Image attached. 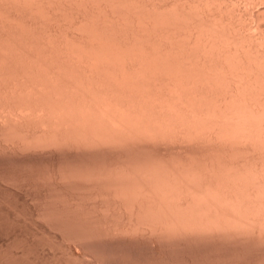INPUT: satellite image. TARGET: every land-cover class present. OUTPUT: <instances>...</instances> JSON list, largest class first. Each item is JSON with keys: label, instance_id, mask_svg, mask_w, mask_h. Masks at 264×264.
<instances>
[{"label": "bare ground", "instance_id": "1", "mask_svg": "<svg viewBox=\"0 0 264 264\" xmlns=\"http://www.w3.org/2000/svg\"><path fill=\"white\" fill-rule=\"evenodd\" d=\"M52 1L53 0H0V46L2 45L3 47L1 46V48L4 49L6 47V45L7 46L9 45L8 44L9 42H11L10 44L13 43V45H10V46H13V47H11L12 49H9V48H6V49L14 51L15 53H12V54L18 56L17 60L14 62L12 60L13 57L12 58L10 57L11 59L9 58V61H8V58H6V55L9 54L8 53L9 50L7 51L8 54H6L5 51L3 52L0 50V52H1L0 55L4 58V55L6 54L5 58L7 60V62H6V60L3 61L4 59L2 58V60H1V58H0V71H3V72L8 71V70H11L10 69L11 67H14L15 70L13 69L11 71H17V73H15V72H13V73H15L16 75L18 73L22 76L25 75L24 79L17 78V76L19 74L17 76L14 75V77L16 76L15 81L17 80V82L14 81L15 83L11 82V81H10L11 83H9L7 81L5 83V81H4L3 83L6 86H4V84L1 83L0 84V93L3 91L8 92V94H6L7 97L4 96L5 97L4 101L6 100V98L8 100L9 94H12L11 97L9 96L10 101H12L11 99L15 100V98H14L15 94H16V97H17V95H18V97H22L21 99H23L25 97L26 99H28V100L25 99L28 102V105L30 102L29 106H31V108H29V109H32L31 111H33V112L35 111L36 114H38V115H36L37 117L34 116L35 114H33L34 118L32 121L31 120L32 114H30V116L27 117L29 114L26 115V112L24 113L25 116L24 115L21 116V114L19 115V113H18V115H19L18 118H16L18 116L17 114H15V116H13L14 112H12V111L11 112L9 111L10 112L9 114L13 113L12 114L13 118L11 116H10L11 118L9 117L8 112L5 111L7 113V116H5L6 113L3 112L5 114L4 118L7 117L6 120L9 121L8 123H10L11 120L16 121V122H18L17 125L20 126L21 129L23 130L24 133L21 131L22 135L17 133L19 138H20V135H21V138H22L23 134H25V136L27 135L26 138H25V136H23L24 141H22L20 139L19 142L21 141L22 143L21 144L18 143V144L22 145V147L24 145L29 146L31 143L29 141H31L32 136L36 132L35 136L33 137L34 140H32V142H34L36 144L31 143V145H35V146H40V145L45 146L43 144L48 143V141L51 142V145L54 144V143H52L53 141H55L56 143L57 142L61 143L63 141V139L70 140L71 139L70 137H73L74 135L76 136V139H73V140H75V142L77 141L78 143L80 140L78 141L77 138L78 139L82 138V140H81V142H82L83 137H84L85 140L83 142L85 143V141H86L88 143V141L91 140L90 138L95 137V139L97 141H104V139H106L109 141V143L114 140L112 143L113 145H114V142H116V141H117V143H121V142L125 141L123 143H125L126 145L128 142L135 145L134 142L135 143L138 142V139H140L139 143H141L142 141H145V139L149 143L152 140L154 143L159 142V140L161 141V143H163L164 140H165L164 142H166L168 140L169 141L173 140L172 143L177 142V140H179V142H180V140H183V141L185 140V142H188L186 140H190L193 142L192 143L188 142V144L193 145V143H194V145L195 144L199 145V143H196V142H200V144L202 142H204V144H201V145H206L207 143H205V142H208L209 147H211V145H209V142H210V144H213V143L217 144L218 143V145L221 144V147L224 146L222 148L223 150L225 147H227L226 145H228L230 150L233 152L229 153L228 152L229 149L226 150V148H225V150L227 151V152L225 151V155L229 154L227 156H230V158L233 156V158H234V159L231 158L232 160L229 158L231 160L230 162H228L229 161L228 158H227L228 161H226L227 159H225V158L227 156L225 158H223L225 155H224L223 151H222L223 154L220 153V150H222L221 148L217 147V149H219V150H217L215 148L216 145L215 146L212 145L214 147V149L217 150L214 153L215 157L213 155V158L217 159V160H215L213 162H212V157H211L212 155L211 156L209 155L210 157H208L209 158L208 160H210V163H209V161H207V162L205 161V160H207V158L204 157L205 158L204 159L202 157V159H204L205 163H204V161L202 162L201 159H200L201 161H199L197 159L199 162H196L195 164L193 162L196 160L195 158H194V160L191 158L193 161L190 160L189 163H187L186 160H185V162H183L184 160L182 161L179 159V163L171 161L172 163L170 162V164L165 163V162L162 163L160 161V159L155 160V159L150 158L149 159L150 161L148 160L149 162L147 160H144V161L142 160L143 164L145 163L144 165H142L141 164L142 161H140L141 163L140 162L137 163L139 165H137L135 163L133 164L134 166L130 165L131 168L126 167V165H125V167H123L122 165H124V164L120 165L121 168H120V166L119 167L116 166L118 171H115V172L112 171V173H114V175H112L113 176L112 181H111V176H110L111 175V171H110L111 169L108 170L109 172L106 171L110 177L107 176V178L109 177L108 178L109 180H108L104 176L105 175V173H104L103 176L105 177L106 181H108V182L104 181V183L105 182H106L105 184L108 183L110 185V187H108V189H110V191L114 192L113 194L111 193L113 195L112 198L114 199L113 202L120 203V205H121V203L124 202L122 207H124V208L125 207H133L134 205H137L138 207L140 206L139 208L142 207L143 210L146 207L145 210L146 211L149 210V212L152 211V212H150L151 214L154 212L153 215H155L156 217L155 216L153 217L148 211L145 212V210L143 211L141 209H140V212H137V210H136L137 215L139 213H141V217H143L146 213L145 218L148 219V216L150 214L151 215L150 220L152 221V219H153L154 224H157L159 222L161 224V226L165 223V222L163 223V221H165L163 218H165V219L168 218L169 220H166V224H164L165 226L164 225L163 226L165 228L168 226L170 228L169 231H168V228L166 230L163 226H162V228H164L165 230L162 229L161 227H160L161 229H158L157 227H159V226H157V225L153 226L152 225L153 223L151 221L147 220L148 222H146L145 219H144L145 220L144 221L141 218L145 223L150 222L149 223L150 225L146 224V226L148 228H150L149 231L151 230V228L154 227V229L156 230V233L158 234V231L161 230L160 235H161V233H165V232H166V234H167V232L169 234H171V232H173V230L177 231V233L173 232L172 234L177 235L180 230L182 231V229L183 230L188 229L187 230L188 234H186L187 233L186 230H185L186 233L184 231H183V233L189 236V231H191V232H193L192 234H194V236L196 235V237H197L198 235L199 236L207 235V234H209L208 232L213 234L212 232L215 228L216 229L220 228V230L217 229L215 231L219 230L218 234H220L222 232V230L224 229L225 232H222L221 235L225 234L224 236H226V234H228V235H230L229 233L235 234V232H238V234L239 233L248 234L249 232L246 231V230H248V227L251 228L250 229L251 234L254 233V229H255V228L253 229L252 227L256 226V229H258L257 232L264 229V220H263L264 219L263 218L264 217L263 216L264 215V154H263L264 153V30L260 29V32L257 34H254V35H250V34L248 35L247 34L248 38L244 35L245 38H247L248 40H246V42L244 41V44L246 43L245 48H244L243 44L240 47H242L245 50L248 49L247 52L249 54L247 53L248 55H245L244 53L242 54V51H240V50L238 51L239 48H235V46H234L237 43H235V41L233 39H236V36L238 37L240 34L239 30L241 31V29H240L241 27L240 28L238 27L239 25H237V23H238L237 21H236L237 23H234L235 22L234 21L233 24H231V26L233 25L232 29H234L232 31L237 32V35L234 34L235 32L230 33L231 31L227 33L225 30H222V28L219 31L218 25H216L217 27L215 26V29L216 28L217 29L215 30L213 28L214 30L212 29V31H217L215 33H218V34L220 33V35L213 33L215 35H218L219 39H217L216 37L212 38L211 37L212 35H210V36L208 35L211 28H212L211 22L209 24V21L210 20L212 21V19H210L211 15L209 16V12H207L208 14L206 13L209 17L206 14L205 15H206L207 19L209 18L210 20L208 22L206 20H203V22L204 21L207 22L206 25L209 26L210 30L208 28L200 27L199 25H196V24H198L197 21H194V22H197L195 24H193V22H192V23H189V25H188V23H187L186 24L187 26L184 25L187 27V28L185 27L186 30H184L185 28H183L181 30V29L176 28L175 25H174L175 27L174 26L172 27L171 24H173V20H174V19L171 20L170 17H172V16L169 17L170 19L163 18L164 16L163 17L161 16L162 15L161 11L164 9L163 7H164V4H166V1H169V3L171 1V0H163L162 1L163 6L161 5L163 9L160 10V12H159V7H157L158 8L157 9L155 7L156 5L151 4V6L154 5V7L152 6V8H149V9L153 10V13H155V15L152 14L150 10L149 11H147L148 9L145 10L149 6H147L145 9L142 8L144 6H142L141 8L144 10V12L145 11L148 12V14H147L148 17H149V14H152L150 16H156L157 18L160 16V18H161L160 20H162V18H163L164 21H167V19H168V21L170 20V22L172 21V23H169V22L167 23V25L169 24L171 26L165 25L166 27L163 28L164 30L161 28H160L161 30L159 28H158L159 30H157L156 28H154L156 26V25L155 26L153 25L154 23L153 24L149 23V21L152 20L154 17L153 18L151 17L152 19L149 17L150 19H147L149 21H147L146 19L144 21V23L148 22L147 27H145L146 26L145 24L143 26L144 28L142 27L143 29L148 28L147 31H145L146 30L145 29L144 30L145 32L140 33L141 31H143V29L140 27L143 23L140 20L143 21L144 18L142 19L141 14H140V19L137 18L138 16L136 14H134V12L132 10L133 15H131L132 17H130V22H132L133 18H134V20L137 19V21H139V22H137L135 20L136 25L138 23L141 24L140 26H138L139 24L137 26H138V28H141L142 30L138 29L139 30L138 31L135 27H133L135 30H132L133 28H131V31H135V32H131L130 30L129 31L131 33H133L134 35L138 32L139 35L137 36V34H136L135 36H137V37H135L133 34H132L133 36L131 34H129V36H128V32L123 33V31H121L120 33H117V32H119V30H122V29H119V28L116 29V25H113V24H115L114 22H115V20H117L118 15L122 16L121 14H118V13H122L124 10H121L122 12H119V10H117L118 13H116L117 11L114 12V10L118 9V7H120L121 3H123V6L121 5L122 8L125 6L124 4L128 5V6L126 5L127 8H129L130 5H131V7L133 6V8H134V5H135L134 0H112L111 2H114V4L112 3V5L109 3L110 0L109 1L108 0H92V2L93 1L96 2L95 6L97 5L96 6L97 9L98 8L101 9L100 10L101 14L104 12L105 13L104 15H107V18H108V14L110 13V11H108V10H112L111 9L112 7H107V6H109L108 4H110L111 6H114L116 2L117 3L119 2L118 3L119 6L116 7L115 9L113 7L114 10H112L113 11L112 14L110 13V15H112V16H114L113 13H115L117 17L114 16V18H116V19H114L111 16L109 17V18H112L114 20L113 23H110V25L112 24V26H115L114 27L115 31H113L114 37L112 36L113 34H111L110 37H112V38H111V40H108V39H110V37L106 34H109V33H107V31H106V33L101 34L102 30L101 31L99 30V29H103L102 32H104V30H106L107 28H111L110 26H108V27L104 26V28L107 27L104 29L103 27L99 28V26L97 25L99 29H97L98 30L97 32L96 31L94 32L97 34V37L95 35V38L91 37L89 35L92 39L91 38L88 39L89 36L87 37V35L89 34V32L88 33L86 32L87 34L84 35L85 30H82V32H84V33H80V34H73L72 31H71L72 33L69 31V33H71V36L69 35L71 38L68 39L69 38L68 37L67 38L68 40L63 41V40H60V39H62L61 37L57 38V35H58V34H56L57 29L55 31L51 32L52 29L54 30L55 26L53 25V28H52L49 26V23H48V26L50 27V29L51 28L52 29L50 31V29L48 27L49 30L47 29L48 30L47 32H48L49 36L51 34L54 36V38H55L54 40L56 41L54 43H56V45L58 47L60 46L57 49L56 46H55V48L53 46H51L52 44H50V46L45 45L46 42H44V43L41 42V38H39L38 40H40V41H38L36 39V37H34V34H33V33H35L36 36L40 34V33L37 34L38 30L41 27L38 25L40 21H41L40 23L44 25V23L47 24L48 21L53 19V17L48 15V16H46L47 17L46 19H48L49 17H51L52 19L49 18L48 21H46V19L44 17L45 13H43L44 19H43V17H41V15H42L41 13L43 12V11L41 12L42 9L41 10L39 9V11H38L36 8L40 7V6H41L40 8H43L42 6H46V8H48L49 5H52L55 2H58V0L55 2L53 1L54 3ZM71 1L70 0H59V5L61 4V5L65 6V4L67 3L66 5L69 6L68 2L70 3ZM75 1H76V3L80 2L82 4L81 6L88 4V0H87V2L85 0H75ZM106 1H108V3ZM175 1H177V0H175ZM182 1H180V5H182L183 2L185 1L186 4H188L187 8H189L191 10L190 11L188 9V11L193 12L191 14H193V15L195 14L197 16H198V14L200 16L202 14V12L198 11L195 8V4L200 3V5H201V3L204 4L205 2L208 4V2H209V6L215 7L214 2H211L212 0L211 1L208 0V2H207V0H184L183 2ZM143 2H144V0H143ZM178 2L179 1H177V3ZM63 3H65V4H63ZM91 3L89 4L90 7H87V6L81 7V8H83L82 10H85V13L87 11V13L89 14V11L91 10V8L93 9V7H91V5H93V3L92 4ZM148 3L150 4L149 1H148ZM148 3L146 2V4H148ZM206 3H205V5H206ZM172 4H173L172 2L170 4L167 3L165 5V8L168 5H169L168 7H171ZM176 4L174 2V6H172V8H171L172 10H173V8H175ZM59 5H57V6H59ZM71 5H72V2H71ZM197 5H196V7H197ZM67 6H65V7H67ZM75 6H74V8H75ZM139 6H141V5H139ZM53 7H54V5H53ZM53 7L52 6H51V8L49 7L51 10V13L54 12ZM168 7L166 8L167 10L165 12H168L169 10H171ZM178 7H180V6H178ZM49 8L47 10H49ZM59 8H61V6ZM71 8L69 6V9H71ZM81 8H80V10L75 9L74 11L77 10L80 12ZM107 8H109V9L107 10ZM122 8H120V9H122ZM176 8H175V10H177L179 12H175L173 10L175 13H178L175 15H179V13L181 14L184 12V11H182V9H184V8H181V10H179V8L178 9H176ZM187 8H185V9H187ZM44 9H45V7H44ZM97 9H96V11H98ZM130 9H127V10H130ZM137 9H138V7L136 9H134V11H136ZM142 9H141V11H142ZM35 10H36L37 15L34 13ZM50 10H49V12H50ZM37 11L39 12L40 15H38ZM93 11L95 12V10H92V12ZM100 11H98L99 14H100ZM138 11H139V9H138ZM45 12H46V9H45ZM79 12H78V14H79ZM106 12H109V13L107 14ZM130 12L128 11V13H129L128 17L130 16V14H132V12L131 13ZM200 12H201V14H200ZM210 12L212 13V10ZM47 13L48 12H46L45 15H47ZM125 13H126V11H125ZM171 13H173V12H171ZM72 14H73V12H72ZM83 14H84V12H83ZM83 14H81V16H82L81 18H83L82 20H84L85 17H87L86 14H84V15ZM142 14H143V11H142ZM164 14L165 13H163V15ZM183 14L188 15V12L183 13ZM102 15H100V16H102ZM168 15H170V14H168ZM14 16H16V17H14ZM17 16H18V20L22 19L20 21H22L23 23L25 21L24 19H26V21H29V22H32L33 18H34L35 22L40 20L38 23H35L33 21L35 24L38 25V27L34 24H30L29 22H28L29 24L27 22H25L27 24H25V23L23 24L24 26H26L24 28V26L22 25V22H21V25L15 23V22H17ZM75 16L78 17V15H75ZM79 16H80V14H79ZM97 16H96V19H98V18L102 19L99 16L97 18ZM180 16L181 17L183 16V18H184V15L181 14ZM20 17H23L24 19L20 18ZM36 17H38V18L40 17V19L37 20ZM93 17H95V16H93ZM156 17L154 18L155 20L157 19ZM165 17H167V15ZM173 17H174V15H173ZM41 18L43 19V22H42ZM107 18H103L104 23L106 22L105 19L107 20ZM177 18L178 17H176V19ZM187 18H188V16H187ZM11 19L14 20L13 23H11V21H12ZM78 19H79V21L81 20L80 18H78ZM120 19H122V17L121 18L119 17V20ZM179 19H182V18L179 17L178 20ZM119 20H118V23H120ZM123 20H124V18L122 19L121 23H123ZM155 20L152 22H155ZM157 20H158L157 24H159V26L162 27L161 26L162 24L159 23V19H157ZM183 20H185V19H183ZM191 20L193 21V19H191ZM191 20H189V21H191ZM54 21H55V19H54ZM81 21L78 23L81 24ZM97 21H99V20H97ZM97 21H96V23L95 22L94 23L99 24V22H97ZM126 21L129 22V20H127V18L125 19V23H124L125 25L127 24ZM186 21H183V22H186ZM200 21H202V20H200ZM65 22H66V20H65ZM100 22H102V21L100 20ZM175 22H177V20ZM183 22H181V23H183ZM63 23H64V21H63ZM68 23H70V20ZM90 23H92V21ZM94 23H92V24H94ZM204 23H202V25ZM229 23H231V22H229ZM13 24H14V26H15V24L17 26L19 25V27L16 26L17 27L16 30H13V28H15V27H13ZM102 24H103V22H102ZM130 24H128L129 26L127 25V27L132 26L134 23L132 22ZM148 24L150 25L149 27H148ZM183 24H181V25H183ZM50 25H51V23H50ZM85 25H88V24H85ZM94 25H93V27H95ZM100 25H101V23H100ZM20 26H23V28ZM33 26H35L36 30L34 29ZM122 26L124 27L123 24H122ZM178 26L180 27V23ZM27 27H28V29H26ZM45 27H47V26L44 25V28ZM81 27H83V26H81ZM85 27L86 26H84V28ZM88 27H87L86 31H88V29H89ZM93 27H91V28H93ZM18 28L19 29L22 28L24 30V32L26 31L25 33H30L31 37L33 36L35 38L34 39L32 37L35 40V42L34 41L32 42L33 45H31L32 43H30L28 41L30 43V44L27 43L29 45V47H28L27 45H25V41H23L24 44L20 43L19 41L21 39L15 37V35L13 36V34L24 35L23 30L22 29L18 30ZM29 28H31L33 30H31ZM37 28H39V29L37 30ZM41 28L43 29V27H41ZM112 28H111V30H113ZM126 28H125V30H126ZM93 29H95V28H93ZM107 30H110V29H107ZM49 31L51 34L49 33ZM60 31H59V33H60ZM99 31H100V34H98ZM11 32L13 33L12 35H11ZM111 32L112 31H110V33ZM158 32H159V35L156 34ZM238 32H239V34H238ZM94 33H91V35H93ZM148 33L150 35H152V38L154 37V35H156L155 37L158 38L160 36L162 37L164 33L168 34L167 36L166 35L165 36L166 37L169 36L170 39L167 38L169 40V42H167V40H166L165 42H167L168 43L167 44L164 42V40L161 41L163 38L162 37L160 42L158 40V45L159 44L161 45V46H159L161 49L159 47L157 49L154 48L155 50L151 49V48H153L152 45H154V43L150 44V42H148L147 35H148V37H150ZM221 33H223L226 36L222 35ZM30 34L28 35L29 37H30ZM123 34H125L126 36ZM160 34H162V35H160ZM200 34L206 35L207 37H209V40L212 38L211 39L212 41L211 40L210 41L213 44H211L209 41H206V40H208L207 38H206V40L201 41V39L198 38V36H200ZM210 34H212V33H210ZM9 35H11V36H9ZM241 35H243V34H241ZM241 35H240V37H241ZM28 36L26 34V36H23V37H28ZM41 36H43V35H41ZM41 36H39V37H41ZM206 36H204L203 38H205ZM220 36H222V38H221L222 40L220 39ZM227 36L232 38L234 45H232V42H231L232 40H229V37H227ZM31 37H30V39H31ZM106 37H108V39ZM182 37L186 38V40L184 42H180L181 40H179ZM224 37L228 38L227 44H226V42H224L225 40L223 41ZM42 38H44V37H42ZM150 38H148L149 41L154 40V39H150ZM156 38H155V40L157 41ZM245 38H244V40H245ZM17 39H18V42H17ZM49 39H50V37H49ZM239 39H241V38H239ZM114 40L117 41L118 43H120L121 45L117 46L119 44H116L117 42H114L115 45L117 46L116 47L115 45L108 43V41H111L113 43ZM44 41H45V39H44ZM48 41H47V43H48ZM121 41H122V43H121ZM241 41L243 42V39ZM39 42H41V43H39ZM51 42H52V40H51ZM151 42H154V41H151ZM208 42H209V44H208ZM237 42L240 43V40H238ZM123 43H125V45H123ZM129 43L132 45V47H130L131 45ZM134 43L136 44V47H137L138 43H139L138 47L140 46V44L142 45L141 47L144 46L146 53L144 54V52H145L144 50H141V51L138 50L139 52L143 51L141 54H139L138 52L134 53V50H135L134 49V47H135ZM229 43H231V44H229ZM149 44L152 47H150ZM126 45L127 46L130 45V46L127 47ZM164 45H167L168 48H169L168 45H170L171 49H173V47H174L175 49H173V50L177 49V52L178 51L182 52V54H184L183 55L184 57L182 55L181 56L183 58L181 56H178L180 58H179V60H176V59H178L177 55L172 54L171 51H173V50H171L170 48L168 49V52L170 50L171 51H170V53L167 54L166 53L167 48ZM154 46H156V45H154ZM214 46L218 47L219 50H216L214 48ZM203 47H204V49H203ZM236 47H237V45H236ZM127 48L128 49L133 48L134 50H132L133 52H131V50L129 51ZM163 48L164 49L166 48V51H164ZM125 49L129 52H126ZM149 49H151L153 51H156L159 49L161 52L164 51V53H161L159 51L160 52V55H159L158 54L159 52H154L155 54L156 53L158 54L156 57V55H151V50H149ZM210 50L214 51L213 52L214 54L212 53V55H211L212 51H210ZM136 51H137V49H136ZM209 51H210V53H208V54H210L211 57L213 55H215V57H216V58L214 57L215 59L212 58L213 59L212 60L211 58H209V56L207 54H205ZM2 52L4 54H2ZM19 54H20V56H19ZM35 54H36V56H35ZM40 54L43 56H41ZM170 54L175 56V58ZM216 54H217V56H216ZM228 54L232 55L233 58L235 57L236 60H233L231 56H230V59H232V60H229V61L227 60L228 58L227 59H226V57L224 58V56H227ZM8 56H12V55H8ZM21 56H23L24 59L26 60L23 62L31 61V63L33 64L32 60L33 61L38 60L39 62L38 61L37 62L35 61V62L41 63V66H40V64H36V65L33 64V66H36V67L32 66L31 68L29 67V65H27L29 68L27 66H23L24 64L21 65V63L17 62L18 58H19V61L22 59ZM15 58H16V56L14 57V59ZM9 62H12V63H10L12 66L10 64H8ZM5 63H7V65H10L11 67L7 66ZM28 63H30V62H27L26 64H28ZM42 63H43V65H42ZM38 65L42 68H40ZM25 67H27V68H25ZM225 70H229V71L232 70L235 72L237 71L236 73L239 72V74L241 76L242 75H244V77L246 76L248 79H246V78L245 79H246V81L250 80L249 81L250 85L248 84V82L245 81V79H243L244 82L242 83V80L239 78L237 79L236 76H235L236 79H234V77H231V76L228 77L229 75L228 74L226 75V73L225 74L221 73L223 71L228 72ZM11 71H9V73ZM0 73H2V72H0ZM236 73H235V75H237ZM3 74H4V76L6 74H7L6 76L9 75L7 72H5ZM3 74H1V75H3ZM27 74L30 76H27V78H26ZM9 76H13V75H9ZM205 76H206V78H205ZM14 77L13 78L11 77V79H14ZM19 77H21V76H19ZM0 78H1V76H0ZM0 82H2V80ZM12 83H13V85H12ZM36 83H38V85L39 84L40 85L38 86ZM41 84H44V85L42 86ZM245 84H247V85H245ZM43 87H45V89ZM46 87H48V88L46 89ZM27 90L31 91V92L29 91V93H31V95L29 94L28 96H25V95H27L26 93L24 95V92ZM249 92H251V93L253 92L252 94L255 93V96H253V97H256V95H257L258 97H260V98L257 97L259 100L261 98L262 99L259 101V100H257V98L255 100H254V98H250V96H252V95ZM1 94H5V93H1ZM18 99H20V98H18ZM18 99H17V101H18ZM7 100H6V102H7ZM21 102H23V101H21ZM10 103L12 104V102H10ZM20 104L23 105L22 103H20ZM50 105L53 107H51ZM0 106H1V104H0ZM24 106H22V109ZM29 106H27V107H29ZM13 107H11V109ZM24 109L26 110V107ZM39 110H40V112H39ZM1 111H3L2 108H1L0 112ZM23 112H24V110H23ZM37 112H39V113H37ZM1 116H3V114H1ZM8 117L10 119H8ZM35 117L36 118L39 117V119H41V122L36 121L40 124V126L45 125V126H47L46 128H49V129H46L43 126H42V130L40 128L36 129V127L38 128V126H39L37 124L36 127H33L35 129L34 130L35 132L33 131V128H32V131H33V135H32V132L28 131L31 128V127H29L30 126L29 124L32 123L31 126H33V125L35 126V124L33 123L36 120ZM28 118H31V119H28ZM6 120H4V121H6ZM28 120L31 121L29 124L27 123ZM16 122H15V124H16ZM42 122H44L45 124ZM19 123H20V125H19ZM41 123H42V125H41ZM23 124L25 126L28 125L29 129H27V127H25L27 129V131L24 128ZM4 125H6V124H4ZM20 127H19V129H20ZM15 129H16V127H15ZM24 129H25V131H24ZM9 130H10V128H9ZM38 130H40L42 133L41 137H44V140L46 139L45 143H43L44 141L42 140L40 135L38 136V134L40 133V132L39 133L37 132ZM28 132H30L29 134H31V135H29ZM63 132H67V134L63 133ZM47 133L50 135V137L54 138V140L52 138H49V135L47 137ZM69 133L72 134V135H70V137H69ZM45 134H46V136H45ZM63 134H65V135H63ZM16 135H14V136H16ZM61 135H63V136H61ZM77 135L78 136L80 135L79 137H81V138H79ZM36 136H38V138ZM65 136H66V138H65ZM28 137H29V140H28ZM39 137L41 139L39 141L40 144H37ZM47 138H49L48 141H47ZM60 138H62V139H60ZM86 138H89V139H86ZM97 138H99V139H97ZM50 139H52V141ZM57 139H60V140H57ZM95 139L92 138L93 142L95 141ZM147 139L148 140L150 139V141H148ZM15 140L18 142V140L16 138H15ZM127 140H128V142L126 143ZM135 140H137V141H135ZM169 141H168V143H169ZM91 142H89V143L91 144ZM56 143H55V145H56ZM65 143H63V144H65ZM87 143L85 145H87ZM106 143L107 142H105V144ZM123 143H122V145L124 146ZM49 145H50V143H49ZM49 145L47 144L46 146H49ZM60 145H62V144H60ZM95 145H96V143H95ZM95 145H93V146H95ZM139 145H141V144H139ZM142 145H144V143H142ZM115 146L117 147L118 145L116 144V145H114V147ZM230 146H232V147H230ZM234 146L236 148L241 147V148H243V150H244V148H246L245 150H250L249 151L250 154H252V153L254 154V151L255 152L257 150H259V151H257L258 154L255 157H254V155L252 157H251V155H247V156H249V157L246 156L247 159H246V157L243 158L245 155L243 157L241 155H238L239 157L238 156L234 157L235 155H237V154H235L234 150L237 151L239 149V148L235 149ZM258 147H260L262 149L260 150V148H258ZM247 148H250V149H247ZM251 149H253L254 151L252 150L253 151L252 152ZM218 151H219L220 155H219ZM260 151H262V153ZM237 152H240V151H237ZM220 156H223L222 157L223 160H221L222 158ZM219 158H221V159L219 160ZM248 158H252V159H248ZM151 160L152 161L154 160V162H152ZM145 161H147L148 164ZM159 161H160V163H158ZM176 161H178V160H176ZM180 161H181V163L183 162L184 164L183 163L180 164ZM216 161H217V163L215 164L214 162H216ZM221 161H223L224 166H223ZM225 161L228 163H226ZM131 162H127L126 164H128V166H129V163H131ZM149 163H152V164L150 165ZM174 163H176V164L178 163V164L176 165ZM220 163L222 165H220ZM217 164H219V165H217ZM114 168H112V169L114 170ZM125 168H128L129 171L127 169L125 170ZM97 173H95V174H97ZM89 178H91V177H89ZM93 178H94V176H93ZM102 178H99V179H102ZM114 178H116L118 181L120 180V183L117 180H114ZM96 179H97V177H96ZM98 182H99V180H98ZM113 182H115V183H113ZM111 184L113 186H111ZM121 184H122V187H121ZM107 185H106V188H107ZM119 185H120V188H119ZM117 187L119 190L115 189ZM121 188H123V190ZM108 189H106V190H108ZM120 189H121V191H120ZM110 198H111L110 194L108 197L106 196L107 201H110L112 199V198L111 199ZM108 199H110V200H108ZM116 203H112V204L113 205L115 204V206H116ZM126 204H128V206ZM157 206L159 208H156ZM160 206H163V207L165 206V208L167 206L166 210H167V212H169V211L171 212V214H170V212L168 213V215L170 214L171 217H172V211L174 214L175 213L174 209H175V207H177L176 208L177 210H175V211L176 212L178 211L177 212L178 214L176 215V213H175V215L173 216L174 218L172 217V219H174V220H172L170 218V216L167 215V212L165 211V209H163L162 207L160 208ZM151 207L155 208L157 211L154 209L152 210ZM171 207H174V209L172 210ZM232 207H234L235 210ZM254 208H256V209H254ZM161 209L165 212V214L163 213V211L161 212ZM168 209H170V210H168ZM185 209H186V211L187 210L188 211L186 212ZM250 209L251 210L254 209V212H252ZM130 210H132V209H130ZM247 210H248V212H246ZM256 210H258V211H256ZM132 211H131V213H132ZM138 211H139V209H138ZM141 211H143V213ZM238 211L241 212L242 215L239 213V215H240L239 216L237 213ZM249 211H251L250 212L251 215H253L252 213L256 214V212H257V214H256L257 216H255V217L251 216L249 214ZM155 212H157L159 214L163 213L166 217L163 214L162 215L158 214L159 218H157L158 215H157V213L155 214ZM258 213H261L262 215L261 214L260 215L262 217L259 216ZM138 216H140V215H138ZM160 217H161V219H163V221H161ZM176 218H177V220H175ZM154 219H156V220H154ZM158 219H160V221ZM139 221L141 222V220H139ZM167 221H170V222H167ZM177 221H179V222H177ZM172 222L174 223L173 225H172ZM176 222H177V224H176ZM182 222H183V224H182ZM167 223H169L170 226ZM180 224L182 225V227H180ZM207 224L209 227H211V225L212 226L215 225L218 227L213 226L211 228H214V229H211L207 226ZM233 224L235 226V230L233 229L234 228V226H232ZM138 225L139 224H137L136 227ZM141 225H139V226H141ZM171 225H172V231H171ZM175 225H176V230L174 227ZM198 225H200L199 228H198ZM223 225H226L227 228L229 226H232L233 227V228H231L232 231L229 229L230 227L228 228L229 231H226L225 230L226 227ZM258 225L260 228L258 227ZM149 226H151V227H149ZM177 226H179V228H181L179 231L177 229ZM186 226H188V227L184 229V227H186ZM206 226L208 227V229ZM221 226H222V228H221ZM238 226H239V228H238ZM136 227L134 229H136ZM261 227H263V228H261ZM146 228H143V229H146ZM190 228H192V229H190ZM193 228L195 231L199 230L201 232L203 231V233L205 231L206 232L208 231V232L205 234H198V232L197 233L195 232L196 233L195 234ZM241 229L245 230L246 233H244ZM152 230H151V232H152ZM162 230H164L165 232H162ZM233 230H234V232H233ZM215 231H214V233H215ZM180 232H179V234H183L182 232L181 233ZM201 232H199V233H201ZM255 232H256V230H255ZM156 233L154 232V234H156ZM152 235H153V233H152ZM163 235H161V236H163ZM186 235H184L183 237H185ZM215 235H216V233H215ZM228 235H227V237H228ZM232 235L233 234H231V236ZM240 235H242V234H239V236ZM244 236L248 237L247 235H244ZM167 237L169 238L170 236L168 235ZM171 237H176V236L172 235Z\"/></svg>", "mask_w": 264, "mask_h": 264}, {"label": "rangeland", "instance_id": "2", "mask_svg": "<svg viewBox=\"0 0 264 264\" xmlns=\"http://www.w3.org/2000/svg\"><path fill=\"white\" fill-rule=\"evenodd\" d=\"M53 1L55 2L57 0H53ZM85 1L87 2V0H85ZM108 1H106V2L108 3ZM111 1L112 0H110L109 3L111 5H112V3L114 4V2H111ZM148 1L150 2V4L148 3ZM162 1L163 0H144V2H143V0H139V1L138 0H134V4H135L134 8H133V6L131 7V5L129 6V8H127L126 7L127 4H124L125 5L123 7L124 9L122 8L123 3H121L122 6L120 5V7H118L119 6V4H118L119 2L118 3L116 2L114 6H111L110 4H108L109 6H107V7H112L111 8L112 10H114L116 7H118V9L114 10V12L117 11V10H119V12H122L121 10H124L122 13H118V11L116 12L118 14H121L122 16L117 14L118 18L114 22V20L112 18H109V17L110 16L113 17V18H114V16L117 17L116 14L113 13L114 16L110 15V13L112 14L113 11L112 10H108L109 8H107V10L110 11V13L106 12L107 14L109 13L108 14V18L109 19H108L107 15H104L105 14L104 12L102 13L103 15L101 14V11H100L101 9H99V8L97 9V7H96L97 5L95 6V4H96L95 1L92 2V0H88V4L87 5H83V6L90 7L89 4L91 2L93 3V5H91V7H93V9L91 8V10L89 9L90 11L88 10L89 14L86 11V13H87L86 14L85 10H82L83 8H81V7H83V6H81L82 4L80 2L76 3L75 0L74 1L72 0L71 1L72 5H71V2L70 3L68 2V5L70 6V8L72 7L71 9H69V6L66 5L67 1L65 2L66 4L63 3V4H65V6H67V7H65L64 5H61V4L59 5V0H58V2H55V3L53 2L54 4L49 5L50 8H51V6L53 7V5H54V7H53L54 12H52V13H51V10H50V8L48 6L47 7L49 8L50 12H49V10H47L48 8H46V6H42L43 8H40L41 6L36 8L38 11H39V9L40 10L42 9L41 12L42 11L43 12L41 13L42 14L41 17H43V13L46 14V12H48L49 14L48 13H47V15L44 14L45 19L47 18L46 16H48V15L53 17V19L51 17H49L50 19H52V20H50L51 22L48 21L49 18L46 19V21H48V22H47V24L44 23V25L47 26V27H45L46 28L45 29L44 25L40 23L41 21L38 20V19H40V17L39 18L36 17L37 20H38V21L36 20L37 22H35V20L33 18V21L35 23H38L40 21L38 25L43 27V29H44L43 30L41 27H40L41 30L39 28H37V30L39 29L38 32L36 31L37 34L38 33H40V34L37 35V36H36L35 33H33V34H34V37H36L37 40L39 38H41V42H43V43L46 42L45 45H49L50 46V44H52L51 46H53L54 48L56 46L57 49L60 46L58 47L56 45V43H54V42H56L54 40L55 38L50 33L51 29L53 28V25L55 27H54V30L52 29L51 32H53V31H55L57 29L56 30V34H58L57 38L61 37L62 39H60V38L59 39L63 40V41L70 39L71 38L70 36H71L72 32H73V34L84 33V32H82V30H85L84 35L89 32L87 37L90 35L91 37L95 38V35L97 37V34L94 33V32L95 31L97 32L98 31L97 29H99L100 27L104 28V26H107V27L110 26L111 28L113 27L112 28L113 30H111V28L105 27V28L110 29V30L106 29V30H104V32H102L103 29H99L100 31L102 30L101 34L102 33H106V31H107V33H109V34H106V35H108L110 37V35L113 34V31H115V28H114L115 26H112V24L110 25V23H113V22L115 23L113 25H116V29H118V28L122 29V30H119V32L116 31L117 33H120L121 31H123V33L124 32L125 33L128 32V36H129V34H131V35L133 34L131 32H135V31H131V28L135 27L137 30L138 29L140 30L144 26V24L146 25L145 27H147V23L148 22L144 23L145 19L147 20V19H150L151 17L152 18L156 17V16H150L152 14L155 15V13H153V10L149 9V8H152V6L154 7V5H156L155 6L156 8L159 7V12H160V10H162L164 8L163 9L164 11L163 10L161 11V14H162L161 16L162 17L164 16L163 18H168V19L171 18V20L174 19L175 21L177 20V22H175L173 20V24H171V25H172V27L175 25L176 28L181 29V30L187 26L186 25L187 23L189 25V23H192V22H193V24L198 22V24H196V25H199L200 27H205V28L209 29V26H207L206 24H207V22L210 19H212V21L211 20L209 21V24L211 22V27L212 28L210 27L211 30L209 29L210 32L208 34L209 36L212 35L211 36L212 38L216 37L217 39H219L218 35H220V33L218 34V33H215L217 31H212L213 28L215 29L216 25H218L219 31L222 28V30H225L227 33L230 32V31H231L230 33H234L235 31L234 32L232 31L234 29H232L233 25L231 26V24H233L234 21H235L234 23L238 22L237 25H239L238 26L239 28L241 27L240 28L241 31L239 30V32H240V34L238 32L239 36L238 37L236 36V39H233L235 41V43H237L236 44L237 47H236V45L233 44L232 38L229 37V36H227V37H229V40H232L231 41L232 45H234L235 48H239L238 51L239 50L242 51V54L244 53L245 55L249 54L247 52L248 49L245 50V49H243L240 46H242V44H243L244 48H245L246 43L244 44V41L246 42V40H248L247 39L248 38L247 34L248 35L249 34L250 35H254V34L259 33L260 29L264 30L263 29L264 28V0H212V1L209 0L211 2H214L215 7L214 6H212V7L209 6V2L207 0L208 4L204 1L206 3V5H205V3L204 4L201 3V5H200V3H197L198 5L195 4V8L198 11H201L202 14H203L202 15L201 12H200V14H201L200 16H199V14H198V16L195 15V14L194 15L191 14L193 12H190L191 10L189 8H187L188 4H186V2L184 0H183L184 2L182 0H177V1H179L178 3L175 0H171L170 3L171 2L173 3L172 6H174V2H175V4L177 3L175 5V8L177 7L176 9L179 8V10H181V8H184V9L187 8L185 10L182 9V11H184L183 13L188 12V15L181 13L182 15H184V18H183V16L182 17L180 16L181 15L180 13H179V15H175V14H178V13H175V12H179V11H177V10H175V8H173V10L175 11L174 12L171 9L172 6L168 7L169 5L167 7L169 9H171V10H169L168 12H165L167 10L166 9L167 7L165 8V5L167 3L168 4H170V3H169V1H166V4H164V7L162 8V6H163ZM180 1L183 2L182 5H180ZM146 2L148 4H146ZM151 4H154V5L151 6ZM57 5H59V6H57ZM139 5H141V6H139ZM196 5H197V7H196ZM60 6H61V8H59ZM74 6H75V8H74ZM142 6H144V7H142ZM147 6H149V7L146 8ZM178 6H180V7H178ZM44 7L46 9V12H45ZM113 7H114V9H113ZM137 7H138L139 11L137 9L136 10L137 12H136V11H134V9H136ZM141 7L143 9L146 8L145 10L148 9L147 11H149V10L151 11L152 14H149L150 18L147 16L148 12L147 11L144 12V10ZM80 8H81V11L80 12L77 11V10H80ZM120 8H122V9H120ZM75 9H77V10L74 11ZM96 9L98 11H100V14L98 13V11H96ZM127 9H130V10H127ZM141 9H142L144 15L142 14ZM188 9L190 11H188ZM92 10H95V12L93 11L95 14L92 12ZM132 10H133L134 14H136L138 16L137 18L140 19V14L142 16V19L144 18L143 21L140 20L143 23L142 25L139 24V23H138L139 25L137 24L138 26L141 25L140 26L141 28H138V26L136 25L137 19H135L136 20L135 21L134 18L132 19V22L134 24L132 26H130V27H127L128 24L132 23V22H130V17H132L131 15H133ZM209 10L210 11L212 10V13ZM125 11H126V13H125ZM128 11L132 12V14H130L129 17H128V15H129ZM72 12H73V14H72ZM78 12H79L80 16H79ZM83 12L87 16V17H85L84 20H82L83 18H81L82 17L81 14H83ZM171 12H173L174 14L171 13ZM207 12H209V16L211 15L210 19L209 18L207 19V17H206V15L208 14ZM34 13L36 14V10H35ZM163 13H165V14L163 15ZM168 14H170V15H168ZM38 15H40L39 12H38ZM75 15H78V17L75 16ZM97 15L99 17H101L102 19L98 18ZM100 15H102V16H100ZM166 15H167V17H165ZM173 15H174V17L176 16V17H178V18L180 17L182 19L178 20V18L177 19H176V17L174 18ZM93 16H95V17H93ZM96 16H97L98 19H96ZM170 16H172L173 18L170 17ZM187 16H188V18H187ZM14 17H16V16H14ZM44 17H43V19H44ZM119 17L120 18L122 17V19L124 18L123 23H121L122 19L119 20ZM20 18H23V17H20ZM76 18L77 19L80 18L82 20V21L80 20L81 24L78 23L80 21H79V19L77 20ZM103 18H107V20L105 19V21L107 23L106 22L104 23V19ZM126 18H127V20H129V22L126 21L127 24L125 25L124 23H125V19ZM154 18L152 20H150V21L149 20H147V21H149V23H151V24L154 23L153 25L157 26V27L155 26L154 28H156L157 30H159L160 28L163 29L166 26H168L169 25V24L167 25L168 22L172 23V21L170 22V20L168 21V19H167V21H164V19L162 18V20L164 21L163 22L162 20H160L161 19L160 16L158 18L156 17L157 19H159V23L162 24V25L160 24L162 26V27H160L159 24H157L158 20L157 19L155 20ZM43 19H42V22H43ZM54 19H55V21H54ZM114 19H116V18H114ZM183 19H185V20H183ZM191 19H193V21ZM20 20H22V19H20ZM20 20H18V16H17V22H15V23L21 25L22 21H20ZM24 20H23L24 23L25 22H27V23L29 22V21H26V19H24ZM65 20H66L67 23L65 22ZM69 20H70V23H68ZM95 20L96 21L99 20V21H97V22H99V24H95L96 23ZM100 20L103 22V24H102V22H100ZM118 20L120 21V23H118ZM154 20H155V22H152ZM182 20L183 21L187 20V21L183 22ZM189 20H191V21H189ZM200 20H202V21H200ZM203 20H206L207 22L204 21L205 22L204 23ZM13 21L14 20H12L11 23H13ZM63 21H64V23H63ZM91 21H92V23L95 22L94 23L95 25L90 23ZM194 21H197V22H194ZM32 22H29V23L30 24H34V25H36L38 27L37 24H35L34 22L32 23ZM137 22H139V21H137ZM181 22H183L184 24L181 23ZM229 22H231V23H229ZM24 23L22 22V25ZM27 23H25V24H27ZM48 23H49V26L52 27L51 29L48 26ZM50 23H51L52 26L50 25ZM100 23H101V25H100ZM179 23H180V27L178 26ZM202 23H204L203 24L204 26L202 25ZM85 24H88V25H85ZM122 24L124 25V27L122 26ZM181 24H183V25H181ZM80 25L83 26V27H81ZM93 25L95 27H93ZM97 25L99 26V28H98ZM171 25H169V26H171ZM184 25H186V26H184ZM16 26H17L16 24H15V26L13 24V27H15V28H13V30H16V28L19 27V25L17 27ZM23 26H20V27L23 28ZM84 26H86V27L84 28ZM149 26L150 25L148 24V27ZM25 27L26 26H24V28ZM33 27L36 30L35 26H33ZM48 27L50 29V31H49V33L51 34L50 36H49V34L47 32L49 30ZM87 27L91 31L89 29H88V31H86ZM91 27H93L95 29H93ZM22 28H20V29H22ZM125 28H126V30H125ZM186 28L184 30H186ZM20 29L18 28V30H20ZM26 29H28V27ZM29 29H31V28H29ZM145 29H143V31H141L140 33H143L145 31H147L148 28L146 30ZM31 30H33V29H31ZM58 30L59 31L61 30L60 33H59ZM132 30H135V29L133 28ZM69 31L70 32L72 31V32L69 33ZM100 31H99L98 34H100ZM110 31H112V32L110 33ZM23 32H24V30H23ZM25 32H24V35H22V34H17L16 35V34H13L11 32V35L13 34V36L15 35V37L21 39L19 41L20 43L24 44L23 41H25V45H27L29 47L28 44L32 43L33 41L35 42V40H34L35 38L32 36L34 38L33 39L31 37L30 33H25ZM90 32L94 33L93 34L94 36L91 35ZM210 33H212V34H210ZM213 33L218 34V35H215ZM26 34H27V36L30 34L31 39H30L29 36L28 37H23V36H26ZM136 34H137V36L139 35L138 32ZM156 34L159 35V32L156 33ZM221 34L224 35L223 33H221ZM234 34L237 35V32H235ZM241 34H243V35H241ZM11 35H9V36H11ZM41 35H43V36H41ZM123 35H125V34H123ZM160 35H162V34H160ZM165 35L167 36L168 34L164 33L163 36H162L163 38L161 36L160 37L157 36L158 38H156L155 37L156 35H154V37L157 39V41L155 40L154 37L152 38V35L149 34V36L151 38L148 37V35H147L148 42H150V44L154 43V45H156V46L152 45L153 48H151V49H154V48L157 49L159 46H161L160 44L158 45V40L160 42L161 38H162L161 41L164 40V42H165L167 40V42H169V40L167 39V38H169V36L166 37ZM203 35L200 34V36H198V35L197 36H198L199 39H201V41L202 40H206V38H207L208 40H206V41H209L211 44H213L211 42L212 38L210 39L211 40L210 41L209 37L204 35L206 37L203 38L204 37ZM240 35H241V37H240ZM244 35L247 38H245ZM39 36H41V37H39ZM46 36L47 37L49 36L50 39L53 37L51 39L52 42L49 39V37L47 38ZM90 36L88 37V39L91 38ZM112 36L114 37V34ZM137 36H135V37H137ZM224 36H226V35H224ZM242 36L245 38V40H244V38ZM42 37H44V38H42ZM227 37H224V39H223V41L225 40L224 42H226V44H227V41H228ZM106 38L108 39V37H106ZM111 38L112 37H110V39H108V40H111ZM148 38L154 39V40H150L149 41ZM221 38H222V36H220V39ZM239 38H241V39H239ZM44 39H45V41H44ZM237 39L240 40V43L237 42L238 41ZM242 39H243V42L241 41ZM179 40H181L180 42H184L186 40V38L182 37ZM38 41H40V40H38ZM47 41H48V43H47ZM151 41H154V42H151ZM17 42H18V39H17ZM41 42H39V43H41ZM114 42H117V41L114 40L113 43L111 41H108V43H110L112 45H115ZM167 42H165V43H167ZM209 42H208V44H209ZM10 43L11 42L8 43L9 44L8 46L6 45V47L4 48L5 50L3 48H1V46H2L1 45L0 46V50L3 51V52L5 51L6 54L9 53L8 55H12V56H8V55L5 54L6 58H8V61H9L10 57L11 58L13 57L12 60L14 62V61L17 60L18 56L12 54V53H15L14 51L9 50V49H12L11 47H13V46H10V45H13V43L12 44H10ZM121 43H122V41H121ZM116 44H119L117 46L121 45L118 42ZM138 44H137V47H136V44H135V47H134L135 50L133 48L132 49L131 48H129V49L127 48V49L129 51L131 50V52H133L132 50H134V53L138 52L139 54H141L143 51L142 52H139V51H141V50L145 51V49H144L145 47L144 46L141 47L142 46L141 44L138 47ZM229 44H231V43H229ZM31 45H33V43ZM123 45H125V43H123ZM129 46H127V47H129ZM152 46L150 45V47H152ZM164 46H166V48H167V52H166L167 54L170 53L171 50L175 49L173 46H172L173 49H171L170 48L171 46L168 45L169 48L171 49L168 52L169 48L167 47V45H164ZM130 47H132V45ZM6 48H9L8 49L9 51ZM166 48L165 49L163 48V50L166 51ZM214 48L216 50H219V48L216 47V46H214ZM136 49H137V51H136ZM151 49H149V50H151ZM203 49H204V47H203ZM7 51H8V53H7ZM129 51L126 50V52H129ZM159 51H160L159 49L156 50V51L151 50V55H156V57H157L158 54L160 55L161 51L160 52ZM164 51L161 52V53H164ZM210 51H212V50H210ZM210 51L205 53V54H207L209 56V58L215 59L216 58L215 55H213L211 57V55H212V53L214 51L211 52V55L208 54V53H210ZM3 52H2V54H4ZM154 52H159V53L155 54ZM145 53H146V51L144 52V54ZM171 53L174 54V55H177V57L181 56V55L182 56L184 55V54H182V52H179V51L177 52V49L171 51ZM172 54H170V55H172ZM5 55H4V58L0 55L1 56L0 57L1 60H2V58L4 59L3 61L6 60ZM15 56H16V58L14 59ZM19 56H20V54H19ZM35 56H36V54H35ZM41 56H43V55H41ZM216 56H217V54H216ZM227 56H224V58L225 57H226V59L228 58L227 59L228 61L232 60V59L236 60V58L235 57L233 58V56L230 55V54H228ZM230 56L232 57V59H230ZM21 57H22V59L20 58L21 60L19 61V58H18L17 62L21 63V65L24 64L23 66L29 65L30 68L33 66V64H35V65L36 64H40V66H41V63H36L38 60L37 61L36 60H34V61L32 60L33 64L31 63V61H27V62H30L31 64L30 63L26 64L27 62H23V61H26L24 59V57L23 56H21ZM173 57L175 58V56H173ZM179 58L180 57H178V59H176V60H179ZM6 62H7V60H6ZM10 63H12V62H9L8 64H10ZM5 64L7 65V63H5ZM10 65H7V66H10ZM42 65H43V63H42ZM27 67H25V68H27ZM33 67H36V66H33ZM40 68H42V67H40ZM10 69L13 70L14 67H11ZM11 70L4 71V72L0 71V72H2V73H0V76H1L0 81L2 80V82H0V84L1 83L4 84L3 83L4 81H5V83H6V81L9 82V83L15 81V78H16V76L19 73L16 75L15 73H17V71H11ZM9 71H11V72L9 73ZM225 71H228V72H224L223 71L221 73H224V74L226 73V75L227 74L229 75L228 77L231 76V77H234V79H236V77H237V79L239 78V79L242 80V83L244 82L243 79H245V78L248 79L246 76L244 77V75L241 76L239 74V72L236 73L237 71L236 72L232 71V70H230L231 72L229 70H225ZM5 72H7L9 75H13V76H9L8 75L9 76L8 77V76H6L7 75L6 74L5 75L6 77H5L4 74H3ZM13 72H15V73H13ZM235 73L238 76L235 75ZM1 74H3V75H1ZM14 75H16V76L14 77ZM19 76H21V77H19ZM27 76H30V75L27 74L26 78H27ZM206 76H205V78H206ZM11 77L12 78L14 77V79H11ZM17 78L24 79L25 75L22 76V75L19 74L17 76ZM246 79H245V81H246ZM249 81L250 80H248L246 82H248V84H249ZM15 82H17V80ZM36 84L38 85V83H36ZM12 85H13V83H12ZM41 85L43 86L44 84H41ZM245 85H247V84H245ZM4 86H6V85L4 84ZM43 88L45 89V87H43ZM47 88L48 87H46V89ZM29 91L28 90L25 91V92L23 91L24 95H25V93L27 94L25 96H28L29 94L31 95V93H29ZM1 93H5V94H1ZM1 93L0 94L2 96L0 95V104H1L0 110L2 108L3 111L0 112V264H264V229H262L263 231L259 229L260 231L257 232L258 229H256V226L252 227L253 229L255 228L254 229V233L252 232L254 234L253 235V234H251V230H250L251 228L248 227V230H246V231L249 232L248 234L239 233V234H242V235L239 236L238 232H235V234L228 232L230 235L226 234V236H224L225 235L224 233H223L224 235H221L222 232H225L224 229L222 230V232L220 231L221 232L220 234H218L220 228H217L219 230L215 231V230H217L216 228L215 229L211 228V227H213L215 225H213V226L211 225V227H209L208 224H207V226L209 228L214 229L213 232L211 231L213 234H211L210 232L207 231L209 234L201 235V236L198 235L196 237V235L194 236V234H192L193 232H191V231H189V236L186 235V234H188V231H187L188 229H185V228H187L188 226L184 227V229L187 231V233L183 229L181 231L180 230L181 228H179V226H177L178 231L180 230L182 233H183V231L186 233V234L183 233L184 235H186L185 237H183L184 236L183 234H179L180 231L178 232L177 235L176 234L175 235L172 234L173 232L177 233V231H174V230H173V232H171L172 231V225L174 224L172 222L171 231L170 232H171V234L173 236H176V237H171L172 236L171 234H169L168 232L166 234V232L164 231L165 229L167 230V228H168V231L170 229L167 225H166L167 226L166 228L164 227L165 226L164 224H166V220H169L168 218H166V219L163 218L165 220V221H163V219H161V217H160L161 221H163V223L165 222L164 224L162 223L164 225V226L162 225L165 228L164 229V228H162V226H161V224L159 222L157 224H154L153 219L151 218L152 221L150 220L151 215L153 217L155 216V215H153L154 212L151 214L150 212H152V211L149 212V210H147L151 215L150 214H149V216L147 215L148 219L145 218V216H146L145 212H147L145 210L146 207L144 208L145 215L144 216L142 215L143 217H141V213H139L138 215H140V216H138L137 212H140V209L143 210L142 207L139 208L140 206L138 207L137 205H134V206L132 205L133 207H125L124 208V207H122L124 202L121 203V205H120V203L113 202L114 199L112 198L113 197L112 194L114 192L110 191V189H108V187H110V185L108 183L107 184L109 186L107 184H105L106 182H108L105 179V177L107 178V176H109V174L107 173V172H109L108 170L111 169L110 170L111 171V175L110 176H111V181H112V177H113L112 175H114V173H112V171H114V172L118 171L117 167H119L120 165L124 164V165H122L123 167H125V165H126V167L131 168L130 165L134 166L133 165L134 163L137 164V163H139L142 160L143 161L144 160L148 161L150 158L151 159H155V160L156 159L157 160L160 159V161L162 163L165 162V163H169V164H170L171 161L179 163V159L182 160V161L184 160L183 162H185V160H186L187 163H189L190 160L193 161L194 158L196 160L198 159L199 161L202 160V162L204 161L205 158H207V160H205V161L206 162L209 161V163H210V160H208L209 159L208 157H210L212 155L211 157H212V162H213V161L217 160V159L213 158V155H214L215 151L219 150V149H217V147H219L221 149L224 147V146L221 147V144L220 145H218V143L217 144H214V143L210 144V142H209V145H211V147H209L208 146V142H205V143H207L206 145H201V144H204V142H202L201 144H200V142H196V143H199V145L198 144L194 145V143L192 145V144H188V142H191V143L193 142V141H190V140H186L188 142H185V140L184 141L180 140V142L182 141L181 143L179 142V140H177V142H174V143H172L173 140L172 141L168 140L169 143H168V141L164 142L165 140L163 141V143H161V141L159 140V142H155L156 143L155 144L152 139H151L152 141L150 143L147 142L146 139H145V141H142L141 143H139L140 139H138V142H136V143L134 142L135 145H133L132 143H129L128 140L126 141V143L128 142L127 145L125 143H123L125 141H123L121 143H117V141H116V142H114V145L117 144L118 146L114 147V145L112 144L114 140L109 143V141L106 140V139H104V141H97L95 139V137H92V138L95 139V141L93 142L92 138H90L91 140L90 141L87 140V141H88V143L91 142V141L92 142H91V144L90 143L88 144L86 141H85V143L83 142L85 140L84 137H83V141L81 142L82 138L79 137L80 135L79 136L77 135L79 138H81V139L77 138L78 141L80 140L79 143H78L77 141L75 142V140H73V139H76V136L74 135L75 136V137L73 136L74 138L70 137V135H72V134L69 133V137L71 138L70 140H68V139H63V141L61 140L63 143L66 142L65 144H63L61 141H60L61 143L57 142L58 144L55 141H53L52 143H54V144L51 145V142L48 141V139L52 138V137H50V135L47 133V137L49 135V138H47L48 143L43 144V143H45L46 139L44 140V137H41L42 133H41L40 130H38L37 132L38 133L40 132L41 134L40 133L39 134L37 133V134H38V136L40 135V137L44 141L42 144L45 145V146H42V145L35 146V145H31V143L36 144V143L32 142V140H34L33 137L35 136V133H36L34 131L35 129L33 127H36V125L38 124L39 126H38V128L36 127V129L40 128L42 130V126H43L42 123H44V122H42L41 123L42 126H40V124L38 122L39 121L41 122V119H39V117L36 118L37 117L36 115H38V114H36L35 111H34L35 113L33 111H31L32 109H29V108H31V106H29L30 102H29V105H28V102L26 101L28 99H26L24 97L23 98L24 100H23V99H21L22 97H18V95H17V97L20 98V99H18L16 97V94H15V96H14L15 100L11 99L12 101H10L9 100L10 99L9 96L11 97L12 94H9L8 95V100L10 102H12V104H11L7 100V98H6L7 102H6V100L4 101V98L7 97L6 94H8V92L3 91ZM249 93H251V92H249ZM252 93H251L252 96H250V98H254V100H255L258 96L256 95V97H253V96H255V93L254 94H252ZM16 98L18 99V101H17ZM258 98H260V97H258ZM258 98H257V100H259ZM20 100L23 101L25 104L23 102H21ZM20 103H22L23 105H21ZM22 106H24L23 109H22ZM27 106H29V107H27ZM11 107H13V108L11 109ZM25 107H26L27 111L24 109ZM51 107H53V106H51ZM23 110H24V112H23ZM5 111L8 112L9 117L10 116L12 117L13 113L9 114L11 111L14 112L13 116H15V114L18 115V113H19V115L21 114V116H23V115L25 116V114H24L25 112H26V115L29 114L27 117H29L30 114H32L31 115L32 119L28 118V119H31L32 121H33L34 116H36L35 117L36 120H35V122H33L35 124V126L34 125L31 126L32 123L29 124L31 121L28 120V122H27L30 125L29 127H31L30 130H28V131L32 132V135H33V131L35 132L34 135L32 136V139L30 138L31 141H29V142H31V143H30L29 146L28 145L25 146L23 144L24 146L22 147V145H20L22 142L21 141L19 142V140L21 139L22 141H24L23 140V138H24L23 136H25V134H23V136L21 138L23 130L21 129L20 126L17 125L18 122H16V121L11 120L12 122L10 121V123H8L9 121L6 120L7 117L4 118V115H5L4 113H6ZM39 112H40V110H39ZM39 112H37V113H39ZM1 114H3V116H1ZM33 114H35V115L33 116ZM19 115L16 118H18ZM5 116H7V113H6ZM9 117H8V119L11 118V117L10 118ZM4 120H6V121H4ZM36 121H38V122H36ZM15 122H16V124H15ZM4 124H6V125H4ZM19 125H20V123H19ZM15 127H16V129L18 131L15 129ZM19 127H20L21 130L19 129ZM25 127H27V129H29L28 125L27 126L24 125V128ZM43 127L46 128L47 126L44 125ZM9 128H10V130H9ZM32 128H33V131H32ZM25 129H24V131H25ZM27 129H26V131H27ZM46 129H49V128H46ZM30 132H28V134ZM17 133L21 134L20 138H19ZM63 133L67 134V132H63ZM14 135H16V136H14ZM29 135H31V134H29ZM63 135H65V134H63ZM63 135H61V136H63ZM26 136H25V138H26ZM38 136H36V137L38 138ZM45 136H46V134H45ZM40 137H39V140H38L37 144H40L39 143V141L41 140ZM15 138L18 140V142L15 140ZM65 138H66V136H65ZM52 139L54 140V138H52ZM52 139H50V140L52 141ZM60 139H62V138H60ZM60 139H57V140H60ZM86 139H89V138H86ZM97 139H99V138H97ZM28 140H29V137H28ZM135 141H137V140H135ZM148 141H150V139ZM100 142L101 143L103 142L104 144L103 143L101 144ZM105 142H107L108 144L107 143L105 144ZM18 143H20V144H18ZM49 143H50V145H49ZM55 143H56V145H55ZM86 143H87V145H85ZM95 143H96V145H95ZM122 143L124 144V146L122 145ZM142 143H144V145H142ZM47 144L49 146H46ZM60 144H62V145H60ZM139 144H141V145H139ZM93 145H95V146H93ZM212 145L213 146L216 145L215 148L217 150L214 149V147ZM226 146H227V147H225L226 150L227 149L230 150L228 145H226ZM230 147H232V146H230ZM225 148H224V150L223 149L220 150V153H222V151H223L224 155H225V151H226ZM234 148L238 149L239 147L236 148L234 146ZM240 148L237 151H240L241 153L237 152L236 150H234L235 154H237L234 157H236L238 155H241L242 157L245 155L243 158H245L247 155H251V157L254 155V157H255L258 154L257 151H259V150H257L255 152L253 149H251V151L252 150L254 151V154L252 153L253 151L251 152L252 154H250V152H249L250 150H245L246 148H244V150H243V148H241L242 149L241 150ZM258 148H260V147H258ZM247 149H250V148H247ZM261 149L262 148H260V150ZM229 150H228L229 153L233 152V151H231V150L229 151ZM260 152L262 153V151H260ZM218 153H219V151H218ZM220 153H219V155H220ZM227 155H229V154H227ZM227 155H225L224 157L223 156H220V157L221 158L222 157L225 158ZM202 157L203 158L205 157V158L202 159ZM214 157H215V155H214ZM247 157H249V156H247ZM247 157H246V159H247ZM221 158H219V160ZM223 158L221 160H223ZM227 158L229 159L230 156H227L225 159H227ZM231 158L234 159L233 156ZM228 159L226 161H228ZM230 159H229L228 162H230L232 160V159L231 160ZM248 159H252V158H248ZM176 160H178V161H176ZM196 160L193 161L194 164L196 162H199L198 160L197 161ZM143 161H142V163L140 162L142 165L145 164V163L143 164ZM147 161H145V162L148 164V162L150 160L148 162ZM160 161L158 163H160ZM205 161H204V163H205ZM127 162H131V163H129V166H128V164H126ZM152 162H154V160ZM221 162L223 164V161H221ZM228 162H226V163H228ZM182 163L180 161V164H182ZM214 163L216 164L217 161L214 162ZM149 164L151 165L152 163H149ZM174 164H176V163H174ZM222 164L220 163V165H222ZM137 165H139V164H137ZM217 165H219V164H217ZM223 166H224V164H223ZM112 168H114V170ZM120 168H121V166H120ZM126 169L128 170V168H125V170ZM95 173H97V174H95ZM104 173H105V175H104L105 177L103 176ZM93 176H94V178H93ZM89 177H91V178H89ZM96 177H97V179H96ZM99 178H102L103 180L99 179ZM98 180H99V182H98ZM114 180H117V179L114 178ZM104 181H106V182L104 183ZM118 182L120 183V180ZM113 183H115V182H113ZM112 184H111V186L114 185V184L113 185ZM106 185H107V188H106ZM121 187H122V184H121ZM119 188H120V185H119ZM106 189H108L109 191L106 190ZM115 189L119 190L118 187L115 188ZM121 189L123 190V188H121ZM121 189H120V191H121ZM109 194H110L112 199L110 198L111 200L108 199L110 201H107L106 196L108 197ZM112 203H116V206H115V204L113 205ZM128 204H126V205L128 206ZM161 207L163 209H165V211L167 212V210H166L167 206H166V208H165V206L164 207L160 206V208ZM156 208H159V207L157 206ZM171 208H172V210L174 209V207H171ZM176 208L177 207H175L174 212L177 215L178 211L177 212L175 211V210H177ZM232 208L234 209V207H232ZM130 209H132L133 211L130 210ZM138 209H139V211H138ZM151 209L152 210L153 209L156 210L153 207H151ZM254 209H256V208H254ZM254 209H252V210L250 209V210L252 212H254ZM136 210H137V212H136ZM168 210H170V209H168ZM131 211H132V213H131ZM143 211H141V212L143 213ZM162 211L163 210L161 209V212ZM185 211H186V209H185ZM251 211H249V214H250ZM256 211H258V210H256ZM169 212H167V215H168ZM246 212H248V210ZM156 213L157 212H155V214ZM163 213L165 214L164 211H163ZM175 213L173 214V211H172V217L175 215ZM237 213H238V215H239V213L241 214V212H239V211ZM158 214L159 213H157V215ZM162 214L160 213L159 215H162ZM170 214H171V212H170ZM170 214L168 216H170V218L172 219ZM252 214L253 215H251V214L250 215L254 216V217L257 216L256 215L257 212H256V214H254V213H252ZM260 214L261 213H258L259 216L262 215V214L261 215ZM159 215L157 216V218H159ZM141 218L143 220L145 219L146 222L151 221L153 223V224L151 223L153 226H155V225L159 226V227L156 226L158 229H161V228L164 229V230H162V232H165V233H161V235L164 234L165 236L164 235L163 236L160 235V231L161 230H159V231L157 230L158 234H159L158 235L156 233V230L154 229L153 226H152L153 228H151V230L153 229L152 232H151V230L149 231L150 228H148L146 226V224H149L150 222L149 223H145L144 222L145 220L143 221ZM177 218L175 220H177ZM160 219H158V220L160 221ZM139 220H141V222ZM154 220H156V219H154ZM172 220H174V219H172ZM179 221H177V222H179ZM167 222H170V221H167ZM177 222H176V224H177ZM135 224L136 225L137 224H139V225L142 224L141 225L142 227L139 226V225L136 227ZM167 224L169 225V223H167ZM182 224H183V222H182ZM223 226L226 227V229H225L226 231H229L228 230L229 227H230L229 229L232 231L231 228H233L232 226H234V224L232 226H229L228 228H227L226 225H223ZM135 227H136V229H134ZM149 227H151V226H149ZM174 227H175V230H176V225ZM180 227H182L181 224H180ZM199 227H200V225H198V228ZM208 227H207V229H208ZM215 227H218V226H215ZM258 227H259V225H258ZM143 228H146V229H143ZM221 228H222V226H221ZM238 228H239V226H238ZM261 228H263V227H261ZM190 229H192V228H190ZM233 229L235 230V226H234ZM193 230H194V228H193ZM234 230H233V232H234ZM241 230L244 233H246L245 230H243V229H241ZM255 230H256V232H255ZM153 231L156 234H154ZM214 231H215L216 235H215ZM195 232L196 233L198 232V234L207 233L206 231L203 233V231L201 232L199 230L198 231L194 230V233ZM199 232H201V233H199ZM152 233H153V235H152ZM231 234H233V235L231 236ZM166 235L167 236L169 235L170 237L168 238ZM180 235L181 236L183 235V236L181 237ZM227 235H228V237H227ZM244 235H247L248 237H246Z\"/></svg>", "mask_w": 264, "mask_h": 264}]
</instances>
